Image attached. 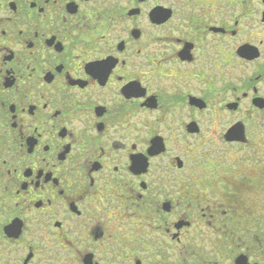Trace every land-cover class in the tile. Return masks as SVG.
Returning <instances> with one entry per match:
<instances>
[{
	"label": "flooded vegetation",
	"instance_id": "obj_1",
	"mask_svg": "<svg viewBox=\"0 0 264 264\" xmlns=\"http://www.w3.org/2000/svg\"><path fill=\"white\" fill-rule=\"evenodd\" d=\"M150 1L0 0V264H264V5Z\"/></svg>",
	"mask_w": 264,
	"mask_h": 264
},
{
	"label": "rangeland",
	"instance_id": "obj_2",
	"mask_svg": "<svg viewBox=\"0 0 264 264\" xmlns=\"http://www.w3.org/2000/svg\"><path fill=\"white\" fill-rule=\"evenodd\" d=\"M163 0H151L150 5H155L158 3H164ZM210 5H261L259 0H212ZM232 16V15H231ZM263 40H264V33H263ZM261 73L256 72L253 74L248 75L247 79L256 80L258 79ZM204 124V130H210L209 124Z\"/></svg>",
	"mask_w": 264,
	"mask_h": 264
},
{
	"label": "water",
	"instance_id": "obj_3",
	"mask_svg": "<svg viewBox=\"0 0 264 264\" xmlns=\"http://www.w3.org/2000/svg\"><path fill=\"white\" fill-rule=\"evenodd\" d=\"M262 4L264 5V0H261ZM150 18L152 20L153 23L155 24H159L161 22V12L158 9H154L151 14H150ZM263 22H264V14H263Z\"/></svg>",
	"mask_w": 264,
	"mask_h": 264
}]
</instances>
